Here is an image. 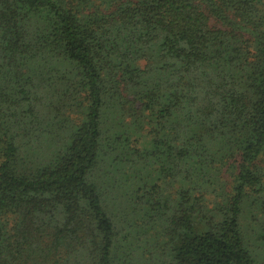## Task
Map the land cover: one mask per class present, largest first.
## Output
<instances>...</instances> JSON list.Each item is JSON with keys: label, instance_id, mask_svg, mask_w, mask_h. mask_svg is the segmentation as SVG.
Here are the masks:
<instances>
[{"label": "trees", "instance_id": "trees-1", "mask_svg": "<svg viewBox=\"0 0 264 264\" xmlns=\"http://www.w3.org/2000/svg\"><path fill=\"white\" fill-rule=\"evenodd\" d=\"M0 264H264V0H0Z\"/></svg>", "mask_w": 264, "mask_h": 264}]
</instances>
